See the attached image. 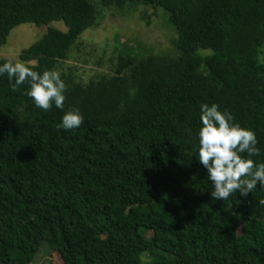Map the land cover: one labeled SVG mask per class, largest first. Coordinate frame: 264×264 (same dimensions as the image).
Returning a JSON list of instances; mask_svg holds the SVG:
<instances>
[{"label":"trees","instance_id":"obj_1","mask_svg":"<svg viewBox=\"0 0 264 264\" xmlns=\"http://www.w3.org/2000/svg\"><path fill=\"white\" fill-rule=\"evenodd\" d=\"M129 5L169 14L175 55H118L87 85L63 74L64 109L47 112L0 75V264H32L41 243L63 264H264V186L216 200L198 160L201 105L215 103L255 131L264 162V0H0V46L62 22L19 55L43 74L98 8ZM71 108L84 124L58 129Z\"/></svg>","mask_w":264,"mask_h":264},{"label":"rangeland","instance_id":"obj_2","mask_svg":"<svg viewBox=\"0 0 264 264\" xmlns=\"http://www.w3.org/2000/svg\"><path fill=\"white\" fill-rule=\"evenodd\" d=\"M169 14L161 8L129 5L123 11L98 8L97 25L86 30L69 51L68 60L55 69L60 76L72 74L77 82L87 85L101 76H110L118 55L138 58L151 54L175 55L172 41L174 29L168 23ZM48 28L66 32L62 22L36 27L22 24L12 29L0 46V59L20 61L22 50L39 40ZM208 55L207 51H200ZM70 72V73H69ZM143 263L148 262L142 256ZM32 264H63L59 255L41 243Z\"/></svg>","mask_w":264,"mask_h":264},{"label":"clouds","instance_id":"obj_3","mask_svg":"<svg viewBox=\"0 0 264 264\" xmlns=\"http://www.w3.org/2000/svg\"><path fill=\"white\" fill-rule=\"evenodd\" d=\"M3 74H7L13 92L28 82L30 90L26 95L33 99L37 108L47 112L55 104L64 109L67 85L57 71L45 70L40 74L25 62L8 61L0 65V75ZM200 120L198 160L208 170V180L214 185L211 196L226 201L237 192L246 197L258 183L264 186V162L257 164L251 158L261 154L255 131L242 127L230 111H220V106L215 103L201 105ZM84 122L81 110L71 108L57 128L76 130ZM260 203L264 204V200Z\"/></svg>","mask_w":264,"mask_h":264}]
</instances>
